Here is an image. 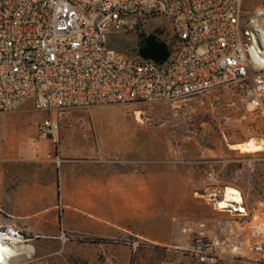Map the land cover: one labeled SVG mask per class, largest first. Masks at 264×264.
Returning <instances> with one entry per match:
<instances>
[{
	"label": "built area",
	"instance_id": "2783aa9c",
	"mask_svg": "<svg viewBox=\"0 0 264 264\" xmlns=\"http://www.w3.org/2000/svg\"><path fill=\"white\" fill-rule=\"evenodd\" d=\"M253 16L248 22L242 0H0V112L34 105L48 115L39 132L50 137L60 132L65 110L164 104L229 88L241 89L243 104L264 125V64L253 57L249 30L253 20H264V7ZM161 18L170 26L151 28ZM157 28L166 31L153 34ZM119 32L137 36L136 55L108 45ZM153 35L169 49L162 63L140 55ZM106 161L130 163L123 153ZM253 235L242 246L232 241L231 251L257 261L243 250L264 252V233ZM0 237L34 240L1 218Z\"/></svg>",
	"mask_w": 264,
	"mask_h": 264
},
{
	"label": "rangeland",
	"instance_id": "374dc122",
	"mask_svg": "<svg viewBox=\"0 0 264 264\" xmlns=\"http://www.w3.org/2000/svg\"><path fill=\"white\" fill-rule=\"evenodd\" d=\"M261 7L264 0H242L248 22ZM160 24L170 26V20L156 19L151 28ZM108 45L136 55L138 38L122 32L111 33ZM242 95L241 89L222 88L178 102L60 112L64 132L75 128L88 130L90 145L96 149L103 144L107 149L125 153L130 164L151 163L153 211L148 208L138 214L123 213L116 227L109 221H97V225H105L106 236L64 229L60 234L35 232L30 243L33 255L10 264H256L234 254L230 249L233 240L229 237V226L251 222L264 205V151L249 153L231 147L237 142L264 138V125L243 104ZM19 109L29 111L36 119L48 116L32 104ZM24 118L29 115L25 113ZM5 121L0 115V143L8 153L20 140L41 148L48 144L45 139L37 140L32 126L21 123L8 126ZM79 148L86 151V141H81ZM66 160L82 159L72 154ZM140 168L145 171L143 166ZM229 187L240 191L247 217L216 207L215 203L223 199ZM194 198L201 201V221L187 225L184 218L193 215L186 209L195 205ZM64 201L58 199L56 211L61 228L67 216ZM86 219L89 220L88 215ZM91 239L106 242L93 243ZM242 240L239 235L240 246L245 244Z\"/></svg>",
	"mask_w": 264,
	"mask_h": 264
},
{
	"label": "crops",
	"instance_id": "0c3cea01",
	"mask_svg": "<svg viewBox=\"0 0 264 264\" xmlns=\"http://www.w3.org/2000/svg\"><path fill=\"white\" fill-rule=\"evenodd\" d=\"M25 113L29 115L28 119L24 118ZM0 115L6 120V125L21 123L32 126L37 140L48 141L41 148L20 140L9 149V153L0 143V215L3 222L13 223L30 235L35 232L60 234L64 229L106 236L105 225H97V221H109L116 227L117 222L122 221L120 215L123 213L138 214L148 208L153 211L154 173L151 163L106 161L111 155L122 152L107 149L103 144L96 149L95 145H90L92 140L88 130L75 128L64 132L61 125L58 134L44 137L39 132V125L47 117L43 119L44 115H38L36 119L29 111L20 109L0 112ZM83 140L88 146L86 151L79 148ZM72 154L82 160H66ZM142 166L144 172L139 169ZM59 198L65 200L67 209L64 228L60 227L56 216ZM194 203L186 209L193 215L192 218H184L187 225L201 221V201L194 198ZM261 210L257 214L264 220V205ZM247 233L254 234V237L258 235L250 222L229 226V237L233 242H238L239 235L245 239ZM243 250L249 252L252 259H257L256 264H264V252H254L250 245Z\"/></svg>",
	"mask_w": 264,
	"mask_h": 264
},
{
	"label": "bare ground",
	"instance_id": "6f19581e",
	"mask_svg": "<svg viewBox=\"0 0 264 264\" xmlns=\"http://www.w3.org/2000/svg\"><path fill=\"white\" fill-rule=\"evenodd\" d=\"M249 30L253 36V57L258 63L264 64V20H253L249 26ZM231 147L233 149L245 150L249 153L263 152L264 142L260 139L252 138L245 142H240L236 145L234 144V146L232 145ZM217 203L218 208L221 210H232L233 212L237 211L241 214L239 216H244V212H246L242 205L243 199L240 191L233 187L227 188L224 192L223 199ZM259 216V214L254 215L251 224L260 234H263L264 220H262ZM33 253L34 248L31 245L9 243L0 237V264H10L16 261L28 259L33 255Z\"/></svg>",
	"mask_w": 264,
	"mask_h": 264
},
{
	"label": "water",
	"instance_id": "95a60500",
	"mask_svg": "<svg viewBox=\"0 0 264 264\" xmlns=\"http://www.w3.org/2000/svg\"><path fill=\"white\" fill-rule=\"evenodd\" d=\"M140 55L144 59H149L155 62L162 63L169 57V49L166 43L158 42L155 35L151 36L144 44L140 46ZM264 142V138H259ZM234 146V144H232ZM230 146V144H229ZM218 208V203H215ZM220 209V208H218ZM229 211V210H228Z\"/></svg>",
	"mask_w": 264,
	"mask_h": 264
},
{
	"label": "trees",
	"instance_id": "16d2710c",
	"mask_svg": "<svg viewBox=\"0 0 264 264\" xmlns=\"http://www.w3.org/2000/svg\"><path fill=\"white\" fill-rule=\"evenodd\" d=\"M166 31L165 28H157L153 31V34H163L164 32ZM147 36L143 33V34H140L139 35V44H141L144 40V38H146ZM90 242H93V243H105L106 240L104 239H91Z\"/></svg>",
	"mask_w": 264,
	"mask_h": 264
}]
</instances>
